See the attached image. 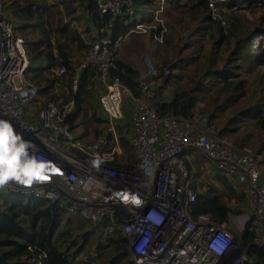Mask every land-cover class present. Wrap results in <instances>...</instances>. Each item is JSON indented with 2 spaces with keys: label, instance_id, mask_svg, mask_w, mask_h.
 Returning <instances> with one entry per match:
<instances>
[{
  "label": "built area",
  "instance_id": "2783aa9c",
  "mask_svg": "<svg viewBox=\"0 0 264 264\" xmlns=\"http://www.w3.org/2000/svg\"><path fill=\"white\" fill-rule=\"evenodd\" d=\"M159 2L154 25L140 23L134 29L137 34L150 30L155 44L162 43L164 32L160 15L166 0ZM207 2L212 20L217 19L216 0ZM94 4L95 14L113 18H131L136 10L134 0H94ZM120 44L121 37L111 41L101 36L89 42L87 52L72 65L70 82L63 79L65 67L53 70L56 80L50 98L38 100V88L26 76L24 41L14 34L0 3V121L12 130L7 158L19 154L12 169L5 164L0 171L24 175L27 170L33 177L31 184L10 179L0 186V193L40 198L79 216L91 223L100 244L120 232L133 264H246L248 247L240 240L245 229L253 234L254 243H264L262 156L220 136L206 115L160 116L154 100L170 75L169 67L161 71L145 60L135 78L140 94L133 96L113 73ZM89 67L97 70L104 90L99 104L107 116V130L86 140L76 134V123L70 119L79 77ZM35 102L40 109L32 122L24 110ZM124 111L130 120L132 160L127 159L114 126ZM21 143L27 145L23 151ZM191 151L200 152L213 169L231 179L232 189L246 198L247 215L228 212L227 220L220 222L210 214L193 215L197 192L185 164Z\"/></svg>",
  "mask_w": 264,
  "mask_h": 264
},
{
  "label": "trees",
  "instance_id": "16d2710c",
  "mask_svg": "<svg viewBox=\"0 0 264 264\" xmlns=\"http://www.w3.org/2000/svg\"><path fill=\"white\" fill-rule=\"evenodd\" d=\"M54 1L56 3L48 4L47 0H0L7 19L13 25L14 34L24 41L29 60L26 76L37 86L38 100L50 98V90L56 80L52 71L65 67L66 73L63 79L65 84H68L72 65L78 62L88 49V44H84L76 31L70 27L69 22L64 21L67 18L69 21H74V9L68 6L65 0ZM134 1L136 10L133 17L123 15L113 18L109 15L95 14L94 0H88L86 10L94 13L92 21L97 30L96 35L89 38V42L101 36L115 41L118 37H125L134 31L137 24L151 22L158 8L153 12L149 11L146 17L138 11L136 0ZM60 4H62V12L58 7ZM173 8L183 9L185 13L179 15L170 13ZM215 8L218 18L212 20L207 0H187L185 4L181 0H166L160 17L165 19L166 26L170 28L169 32L181 25L184 17H188V23L191 20L197 23L193 31L201 30L199 39L211 44L208 51L209 65H213L210 60L213 57L217 60L219 58L221 62L218 69H213L211 66L205 68L201 73L202 76L198 80L195 79L196 84L189 90L180 88L179 78L173 73L177 67L184 70L187 66L194 65L197 58L193 56L190 59L180 60L175 66L172 64V71L169 67L170 75L157 89L155 109L160 116L185 118L195 115L198 100L205 91H209V89L203 91L200 89L199 83L202 77L203 81L204 78H208L213 85L219 83L225 92L245 98L248 95V84L240 74L241 71H245V74L254 77L256 85L258 82L262 85L259 89L255 87L253 95L250 96L253 100L259 99L256 100L257 102L252 101L245 110L236 112V118L230 119L229 122H233L236 128L228 129L226 126L218 134L228 140L232 139L239 124L244 123L249 130L251 128L257 133L261 145L256 147L241 140V143H244L241 146L253 149L262 156L263 161L264 74L260 69L264 66V48L261 44L264 42V0H216ZM246 12L252 17H248ZM169 21L171 25H168ZM74 44L79 52L78 57L76 52H73ZM226 44L234 46L227 56H223L220 52ZM116 64L118 68L113 73L119 76L122 84L133 96H139V87L135 82L137 71L121 62L117 54ZM160 78L161 75L158 76V79ZM96 87L99 90L102 88L97 70L89 67L80 75L77 90L73 95L75 106L70 120L72 123L78 121L79 127H84L83 133L78 135L80 138L87 136L90 123H107V116L99 104V97L104 90L98 92L95 98L99 106L97 112H87V106L93 99ZM36 102L24 110V116L32 122L37 121V112L40 109ZM220 109L223 110L222 107ZM125 114L128 116V112ZM212 117L209 116V119ZM96 129L98 128L95 126L92 128L95 132L94 137L105 134L107 130V128L100 131ZM130 133L131 131L128 136ZM128 136L120 135L118 140L123 150L131 151ZM245 136L246 134L243 137ZM129 158L131 156L127 157L128 160ZM261 164L262 162L260 170ZM215 182L220 185L214 188L219 194L214 190H206L203 193L196 191L197 197L192 206V213L193 215L210 214L214 221H226L227 214L231 211L226 202L242 200L245 197L243 194L236 195L229 177L219 173L215 176ZM192 186L196 187L194 183ZM240 240L243 246L248 247L246 264H264V243H254V236L248 228L245 229ZM124 245V237L120 232L115 237H110L106 243L100 244L90 222L69 214L43 199L24 197L6 191L0 193V264H133Z\"/></svg>",
  "mask_w": 264,
  "mask_h": 264
},
{
  "label": "rangeland",
  "instance_id": "374dc122",
  "mask_svg": "<svg viewBox=\"0 0 264 264\" xmlns=\"http://www.w3.org/2000/svg\"><path fill=\"white\" fill-rule=\"evenodd\" d=\"M187 3V2H186ZM185 4V3H183ZM191 6V5H189ZM178 7V6H177ZM141 11H143L142 8ZM195 11V10H194ZM193 11V13H194ZM149 11L145 10L144 16L148 17ZM170 13H177L182 14L185 13V10L179 9V8H173V11ZM248 17H252L248 12L245 13ZM183 22H181V25H178L175 30H178L176 33L175 30L172 32H169L170 28L169 26H166L165 19H162L163 25H164V32L162 35V43L161 44H155L154 38H153V33L150 32V30L147 31V33H144L149 36V40L143 45L138 44V47L140 49V63H137L134 65V70H140L141 68L144 67V61L148 60L151 64H153L158 70H161L162 68L170 67L171 71L172 68L171 65L173 64L174 66L180 61L184 60L185 58H193L195 56L196 62H194L192 66H187L184 70H181L179 67L174 71L173 75L177 76L179 79V86L180 88H185L189 90L192 88L196 83L195 81L198 80L202 75L201 73L205 71V68L210 67L209 65V58L208 57V51L210 49V42L204 41V39H199V33L201 30L198 31H193V29L196 28L197 23L192 22L191 20L189 22L188 17L183 18ZM144 23V26H153L154 25V20H152L149 23ZM168 25H171V21L168 22ZM157 27V26H156ZM131 33H136L135 31H132ZM137 34V33H136ZM143 35V34H140ZM139 36V34H138ZM131 38L128 37L127 41L129 42ZM139 41V40H138ZM123 42V41H122ZM257 42V41H256ZM130 44V43H127ZM262 47L264 48V42L261 43ZM233 44L229 45H224L220 53H223V56H227L228 53L232 50ZM137 47V46H136ZM129 49V48H127ZM226 50V51H225ZM194 51V53H193ZM246 49H244L243 52H245ZM122 52H125V49L123 48ZM254 52V51H253ZM117 55L119 56V50L117 52ZM132 58L135 57V54H130V57ZM129 54H125V59H129ZM137 57V55H136ZM78 59V58H77ZM76 60V57L74 58ZM213 65L211 68L218 69L220 66L221 60L216 57H213V59H210ZM180 66V65H179ZM245 66V65H244ZM162 71V70H161ZM245 71H241V77L247 80L248 84V95L245 96V98H241L240 96H236V94H231L230 92H225L224 89H221V86L219 83H216L213 85V82H211L208 78L203 77L200 79L199 87L200 89L207 90L205 91V94L198 100V103L196 104V114H203L206 116H213L210 120L211 122L216 126V129L218 133L228 126V129H234L236 128V125L233 124V122H229L230 119L236 118V112L238 111H243L245 110L252 101H256L258 99L253 100L250 96L253 95L255 87L259 89L262 85L258 82L256 85L253 80V76L250 74H245ZM260 72L264 74V66L260 69ZM196 79V80H195ZM190 84V85H189ZM178 86V87H179ZM206 87V88H205ZM183 88V89H184ZM97 87L95 88V91L93 92V99L91 100V103L89 106H87V112L88 113H96L97 112V104H96V99L97 94H98ZM103 88L99 90L102 91ZM241 98V99H239ZM224 101H226V104H224ZM257 102V101H256ZM223 108L220 109V108ZM94 110V112L92 111ZM127 111H124L126 113ZM103 125L105 127L103 128ZM96 127L99 129V131L103 128H107V124H94L90 123L88 126L87 130V136H83L84 139L90 140L94 138L95 132L92 131L93 127ZM115 131L117 133V136H124L127 137L130 131V123H129V118L127 114L123 116V118L117 122L115 125ZM76 133L78 132L79 134L83 133V128L79 127L78 121L76 122ZM96 129V130H98ZM102 129V130H103ZM245 129L249 130L247 126H245ZM250 134H254V130L251 129ZM105 131V130H104ZM236 134L233 133V135ZM257 134H255V139H257ZM125 155L127 157L131 156L129 160H132V154L128 150H124ZM189 158L191 161V164L189 165V162L187 159ZM187 161V168L190 171V181L191 183L193 182L194 185L196 186L195 189L198 191V193H203L206 190H214L216 186L219 184L215 182V176L212 174L217 173L218 171L213 169L211 165L207 164L205 160L199 155L198 152L196 151H191L189 153V156L186 158ZM218 174V173H217ZM220 186V185H219ZM216 194H219V191L214 190ZM244 202V201H243ZM243 206L240 208V206H236V200L232 201H227L226 204L231 208V213L232 216L236 217H243V215L248 214V210L246 208V202H244Z\"/></svg>",
  "mask_w": 264,
  "mask_h": 264
},
{
  "label": "crops",
  "instance_id": "0c3cea01",
  "mask_svg": "<svg viewBox=\"0 0 264 264\" xmlns=\"http://www.w3.org/2000/svg\"><path fill=\"white\" fill-rule=\"evenodd\" d=\"M160 0H136L138 9L142 8L143 11L140 12L141 9H139L138 11L142 14H144L145 10L153 12L155 9L158 8L159 6V2ZM66 4L70 7H72L74 9V21H69V19H65L64 21L69 22L70 27L76 31L77 35L81 38V40L83 41L84 44H88L89 42V38L93 37L96 35V28L93 25V21H92V16H93V12L89 13L86 10V3L88 2V0H65ZM48 4H53L56 3V1L53 2V0L50 2L49 0H47ZM60 3V2H59ZM58 3V4H59ZM165 6V4H164ZM60 11L62 12V4H60L59 6ZM148 12V13H150ZM130 37L131 39L129 40V42L127 41V38ZM149 40V36L146 34L140 35L138 36V34H134V33H129L127 34L125 37L121 38V44H120V48H119V56L117 55V58L123 62L124 64L129 65L130 67H132L134 69V65H136L137 63H140V49L138 47L140 45H143V43H145L147 41V39ZM139 40V41H138ZM123 41V42H122ZM130 43V44H127ZM76 44L73 45V52H76V56L78 57L79 52L76 50L75 48ZM137 46V47H136ZM123 48L125 49V52L123 53L122 50ZM129 48V49H127ZM125 54H135V57L132 58V56L128 59H125ZM137 55V57H136ZM99 80V79H98ZM100 83V81H99ZM101 84V83H100ZM53 88V87H52ZM52 91V89L50 90V92ZM99 92V90H98ZM96 98V97H94ZM97 108H99L98 104H97ZM94 111V110H92ZM251 130H247L245 129V124L244 123H240L239 124V128L236 131V134H234L232 139H229L230 142H232L236 147H240L241 144V140H243L244 142H247L248 144H252L254 146H260L261 145V140L259 138L255 139V134H257L256 132H254V134H250ZM77 135H79V133H76ZM246 134L245 137H243ZM198 152V151H196ZM199 155L204 159L203 155L198 152ZM189 156V154H188ZM189 159V158H187ZM193 158H191V160L189 159V165L191 164ZM205 160V159H204ZM206 162V160H205ZM185 164L187 167V161L185 159ZM208 164V163H207ZM189 168H187L188 170ZM189 173V178H190V171L188 170ZM218 173V174H217ZM212 174L213 176H218L219 172ZM261 180L264 182V160L262 161L261 164ZM191 182V181H190ZM193 183V182H192ZM191 183V184H192ZM236 195L241 196L239 193ZM245 197V196H244ZM246 202V208H247V201L246 198L242 199V200H237L236 199V206H240V208L243 206V204H245L244 202Z\"/></svg>",
  "mask_w": 264,
  "mask_h": 264
},
{
  "label": "clouds",
  "instance_id": "9594fccd",
  "mask_svg": "<svg viewBox=\"0 0 264 264\" xmlns=\"http://www.w3.org/2000/svg\"><path fill=\"white\" fill-rule=\"evenodd\" d=\"M0 128H2L7 134L12 133L10 126L4 121H0ZM26 147L27 145L25 143H21L19 149L23 151ZM10 179H14L20 184H31L33 181V177L30 175H20L17 173L12 175L8 171H0V186L6 184Z\"/></svg>",
  "mask_w": 264,
  "mask_h": 264
},
{
  "label": "snow or ice",
  "instance_id": "6c2138e0",
  "mask_svg": "<svg viewBox=\"0 0 264 264\" xmlns=\"http://www.w3.org/2000/svg\"><path fill=\"white\" fill-rule=\"evenodd\" d=\"M8 134L3 131L0 132V165H8L10 169L13 168V166L19 162V154L13 155L10 159L7 158L8 154V140H7ZM10 174L15 175L14 170L9 171ZM29 172L26 170L25 175H28Z\"/></svg>",
  "mask_w": 264,
  "mask_h": 264
}]
</instances>
